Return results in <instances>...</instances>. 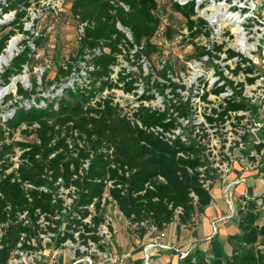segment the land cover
<instances>
[{"label": "trees", "instance_id": "obj_1", "mask_svg": "<svg viewBox=\"0 0 264 264\" xmlns=\"http://www.w3.org/2000/svg\"><path fill=\"white\" fill-rule=\"evenodd\" d=\"M71 1L70 9L78 22L86 23L79 39L78 53L59 66L56 77L49 81L50 84L57 83L56 88H61L59 91L53 89L52 99L47 95L42 98L37 96L38 104L44 102L42 106H27L23 101L16 100L12 107L13 115L0 116V160L13 152L16 146L24 149L23 156L28 162L23 163L18 172L22 181L38 186L47 185L53 193L59 178H62L65 187L76 186L78 198L74 209L82 212L80 206H89L94 202L98 212L93 219L96 226L106 214L100 202L106 193L132 225L137 223V227H129V230L138 237L143 238L153 226L163 230L175 219L179 208V222L190 225L195 214L204 212L214 197L201 182L199 167L206 162L199 156L200 150H192L193 157H181L179 151L190 148L180 143L170 144L147 133L122 116L111 99L92 103L107 87H118L121 82H124L123 87L127 91L135 88V79H129V74L121 73L117 82L111 79L112 66L118 63L120 54L129 55L136 47L134 55L137 59L144 56L152 60L153 55L161 54L160 47L152 42L162 22L158 0ZM171 2L174 11L186 18L190 37L199 35L206 21L194 18L195 1L186 5H181L177 0ZM32 3L33 0L0 1V17L4 13L15 12L9 24H0V34L8 25L12 27L0 37V54L17 30L33 36L25 30L24 21ZM118 23L130 30L133 40L118 27ZM173 25L176 26L171 22L167 31L170 39L179 31ZM42 37L34 39V48L29 40L23 42L22 50L1 74L0 85L2 82L4 86L8 85L12 76L21 74L26 65L32 64ZM83 61L93 65L94 69H88V75L81 82L77 80L74 87L65 86L74 71L80 70ZM165 71L161 70L162 73ZM32 81L30 90L19 87L21 99H32L39 93L38 79ZM229 107L235 109L242 105L231 104ZM138 117L145 123L160 122L159 115L143 108ZM18 132L28 140L14 139ZM7 139H11L10 143H7ZM256 146L262 149L263 144ZM53 153L56 155L50 157ZM87 159H90V166L81 173V166ZM2 167L0 164V172ZM15 176L12 174L0 181V223H9L0 250L2 264L17 248L23 231H27L30 237L35 235L32 233L35 232L34 228L19 219L20 213L28 211L32 224L36 225L40 214H46L50 219L58 209L52 193L32 189L30 200L27 197L29 190L24 189L21 182L12 180ZM242 198L246 204L241 203L238 211L240 232L230 236L232 253L209 258L205 252L197 250L179 264H264V201L259 197Z\"/></svg>", "mask_w": 264, "mask_h": 264}, {"label": "built area", "instance_id": "obj_2", "mask_svg": "<svg viewBox=\"0 0 264 264\" xmlns=\"http://www.w3.org/2000/svg\"><path fill=\"white\" fill-rule=\"evenodd\" d=\"M177 1L181 5L195 1L196 15L197 13L203 15L205 18H198L206 21L205 26L201 27L202 32L192 38L188 26H183L178 28L179 31L170 39L167 37V31L171 21L161 15L162 22L152 39V42L161 49L159 70L152 68L151 72L137 75L127 68V61L122 57L123 55L135 57L137 47L129 55L120 54L118 63L112 66L111 79L117 82L121 73L129 74V79H135V88L127 91L123 87L124 82H121L118 87H107L102 94H98L92 100V103L111 99L113 104L118 106L122 116L138 124L147 133L170 144L180 143L190 148L188 151L180 150L178 154L181 157H193L194 153L191 151L199 149V156L206 162L199 167L203 186L213 193L217 182L221 181L224 185L222 191L228 202L233 205L234 186L246 183L250 176L247 173L251 169L264 166V58L254 54L253 47H249L248 39L242 36L241 31L233 30V36L230 34L228 38L220 39V30L218 31L214 25L208 26V23L213 22L219 24L218 12L227 11L226 7L224 9L217 0ZM241 7L244 9L246 6ZM229 9L232 11L231 8ZM49 10L53 9L48 1L33 0L28 8L30 20L25 22V30L31 32V28L36 25L35 22L44 17L42 15ZM0 11H2L1 7ZM13 15L15 12L4 13L0 17V24L8 22ZM85 25L86 23L78 25L79 39L84 33ZM118 27L130 40H133L128 28L121 23H118ZM172 27L177 28L174 25ZM197 28L198 26L195 27ZM204 34L207 38L202 40L201 36ZM172 46L173 48L182 46L187 53L175 55L170 50ZM231 51L235 53L230 54ZM139 60L145 67H148V64L153 67L151 60L146 57L143 56ZM79 68L80 70L74 71L67 79L65 86L74 87L75 82L77 80L81 82L88 75V69L92 70L94 66L83 61ZM162 69H166L165 73L161 72ZM55 88L56 86L53 89ZM56 89L61 90L60 87ZM43 103L38 104L35 98L32 101H24L27 106L31 104L42 106ZM231 104L242 107L232 109L229 107ZM142 108L159 115L160 122H143L138 117ZM0 116L7 117L4 113H0ZM18 133L14 139L28 140L17 136ZM31 138L34 139L33 136ZM248 138L252 144L250 147L246 146L249 142ZM10 141L11 139H7V143ZM36 141L40 143L39 139ZM1 144L2 141L0 146ZM257 144H263L262 149H258ZM236 150L243 151L238 158ZM24 151L16 146L13 152L0 160L3 166L0 181L2 178L16 174L12 180L21 182L22 187L29 190L27 197L30 200H32L30 193L32 189L52 193L53 202L58 204V209L50 219L47 218L48 215L40 214L36 225L32 224L28 211L20 213L19 219L28 227H33L35 232L32 233L35 235L30 237L27 231H23L17 248L4 264H64L63 250L69 252L71 264H127L125 255H114L111 251L112 241L119 233L120 227L118 222L110 217L107 211L108 205L115 204L117 211L124 217L112 197L106 193L100 201L106 214L96 226L93 219L98 212L94 202L89 206H80L82 212L75 211L78 198L76 186L65 187L62 178H59L55 182L57 189L53 193L47 185L38 186L22 181L18 172L20 166L28 162L23 156ZM55 155L53 153L50 157ZM236 164L241 165L242 174L231 177ZM89 166L90 159H87L83 162L80 172L83 173ZM208 170L213 172L209 173ZM48 173L51 174L52 171ZM160 179L164 180L163 177ZM0 196H2L1 192ZM242 196L255 198L245 190L239 195V203L243 205L246 204V200ZM87 211L89 213L85 214L84 212ZM180 212L181 208L176 210L175 219L179 220ZM124 219L128 228L137 227V223L132 225L128 219L125 217ZM8 224V222L0 223V250L3 247V237L7 232ZM87 228H91L90 231H86ZM146 235H150V240L144 246L143 259L134 264H154L152 261L154 250L172 248V245L165 242L164 230H158L153 226ZM191 254V250L182 251L180 257L185 259Z\"/></svg>", "mask_w": 264, "mask_h": 264}, {"label": "rangeland", "instance_id": "obj_3", "mask_svg": "<svg viewBox=\"0 0 264 264\" xmlns=\"http://www.w3.org/2000/svg\"><path fill=\"white\" fill-rule=\"evenodd\" d=\"M45 2L48 1L50 7H52L53 10H49L45 12L44 17L39 18L35 22V27L31 28V35H28L27 33H21L18 30L16 31V34H23V39L20 43V48L17 52V54L22 50V44L25 40H29V43L34 46V39L37 37H40V35H43L41 39V45L37 48V51L35 53V59L30 65H26L24 71L19 74L26 76V81H23L21 79L17 82V88H12L8 90V93L0 98V113H4L5 116L9 117L13 113L12 107L14 106V103L16 100H21L24 103L25 99H21V96H19L18 89L19 87H24L26 89H31L33 87V79L37 78L39 85L37 89L39 90V93L34 95L33 98H36L37 96L42 98L44 95L49 96L50 99H52L53 95V88L57 85V83L50 84L49 81L53 80L58 72L59 66L64 65L68 60L71 59V57L76 56L78 53L79 48V22L77 18L72 13L70 7L72 4L71 0H44ZM218 3L226 4V10L227 15L232 16H238L241 20L240 25L241 26V33L242 36H246V39H248V43L250 46L254 49V54L257 56L264 58V0H217ZM159 3V14H161L163 17H166L170 19V21L173 24H176L178 26L177 28H183V26H186V18L179 13L178 11H174L172 7L171 0H158ZM47 5V4H46ZM241 6H246L244 9H241ZM232 11H230V9ZM56 9V10H54ZM225 9V8H224ZM15 15L12 16V18L4 23L9 24L11 20H13ZM195 18L198 17H204L197 13V15L194 16ZM205 18V17H204ZM30 20L28 15L24 18V21L27 22ZM223 23V24H221ZM211 24V25H210ZM215 26L217 30H220L219 37L222 38H228V35L232 34L233 36V30H234V23H231V19H227L224 21H220L219 24L216 22L208 23V26ZM11 25H8V27L3 31V33H8L11 30ZM210 28V27H208ZM0 34V37L3 35ZM202 40H205L207 38V35L204 34L201 36ZM239 37V36H238ZM9 43V42H8ZM170 50L175 54H186L187 52L183 49L182 46L170 48ZM16 54V55H17ZM15 55V56H16ZM124 59L127 61L126 66L128 69L131 70V72L139 74H145L146 72H151L152 68L159 70L158 65L160 61L159 55H153V58L151 60L152 65L148 64V67H145L143 62L139 59H136L135 57L126 55H123ZM11 64V63H10ZM9 65H7L1 72V74L5 72V69L8 68ZM146 68V69H145ZM145 70V71H143ZM15 76V75H14ZM10 79V82L12 78ZM18 76V75H17ZM2 86H4V83L2 82V85H0V91ZM45 91L43 92V90ZM32 98V99H33ZM32 99H26L29 101H32ZM49 99V100H50ZM23 137L20 132L17 134V136ZM24 138V137H23ZM248 142L246 146H252L250 138H248ZM243 151L236 150L237 158L242 154ZM264 160V159H263ZM233 168V171L236 170ZM246 184V183H244ZM264 190V187L263 189ZM243 193V192H242ZM264 191L259 192L257 195H263ZM259 197V196H258ZM260 200L264 201L263 196L259 197ZM217 200L220 205L225 206L224 198H221L217 195ZM107 211L110 214V217L115 219L116 222H118L119 227L121 229H125V219L121 216V214L117 211V207L115 204H109ZM132 232V231H131ZM137 236V234H134ZM117 236V235H116ZM120 236V234H118ZM117 236V237H118ZM116 241V240H115ZM118 240L116 241V246L112 248V253L114 255L119 254L122 255L124 252L118 247ZM121 250V251H120ZM211 258V256H209ZM70 263V262H69Z\"/></svg>", "mask_w": 264, "mask_h": 264}, {"label": "crops", "instance_id": "obj_4", "mask_svg": "<svg viewBox=\"0 0 264 264\" xmlns=\"http://www.w3.org/2000/svg\"><path fill=\"white\" fill-rule=\"evenodd\" d=\"M237 168L232 171L231 177H236L242 174L241 165L236 164ZM234 166V168H235ZM250 176L246 184L242 183L234 186V204L231 205L225 194L222 191L224 186L221 181H218L214 191L213 200L204 212H197L193 217L190 225H184L179 220L174 219L167 224L163 229L166 233L165 242L172 245V248H166L161 251L154 250L152 261L154 264H179L182 259L180 254L182 251L191 250L195 252L202 250L207 254V257H220L224 254H231L233 246L230 242V236L240 232L239 228V195L245 190L253 197L257 195L264 187V167H255L250 170ZM217 195L224 198L225 206L220 205L217 200ZM260 199V198H259ZM125 229H121L111 244V248L116 246L124 252L127 264L140 262L144 255V246L150 240V235L143 238L134 235L133 231L129 230L125 222ZM116 240V241H115ZM120 250V251H121ZM64 264H71L69 252L63 250ZM62 260V257H61ZM70 262V263H69Z\"/></svg>", "mask_w": 264, "mask_h": 264}, {"label": "bare ground", "instance_id": "obj_5", "mask_svg": "<svg viewBox=\"0 0 264 264\" xmlns=\"http://www.w3.org/2000/svg\"><path fill=\"white\" fill-rule=\"evenodd\" d=\"M221 6L223 8H225L227 5L226 4H221ZM227 11H219L218 12V19L217 22L219 21H224L227 19H231V23H234V30L240 32V18L238 16H232V15H227ZM223 24V23H221ZM23 39V34H16L14 36L11 37V39L9 40V43L7 45V47L5 48V50L3 51V53L0 54V72L7 66L9 65L12 60L14 59L15 55L17 54L19 48H20V43ZM250 48H252V46H249ZM21 79L23 81H26V76L24 75H18V76H14L11 80V82L8 85H5L1 88L0 91V98L5 96L8 93L9 89L12 88H17V82L18 80Z\"/></svg>", "mask_w": 264, "mask_h": 264}]
</instances>
